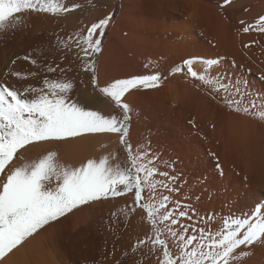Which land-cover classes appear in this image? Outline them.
<instances>
[{
  "label": "snow or ice",
  "instance_id": "snow-or-ice-1",
  "mask_svg": "<svg viewBox=\"0 0 264 264\" xmlns=\"http://www.w3.org/2000/svg\"><path fill=\"white\" fill-rule=\"evenodd\" d=\"M225 3L231 7L234 0ZM78 7H67L60 0H0V33L20 25L17 14L56 15ZM110 19L105 17L87 29L82 37L85 55L100 52ZM240 30L264 33V14ZM88 67L95 71L94 64ZM48 71L55 69L49 67ZM169 72L198 82L230 111L264 122V93L254 92L243 78L237 81L223 71L219 59L192 54ZM2 75L21 76L15 71ZM162 79L163 73L156 71L98 87L94 75L93 87L121 110L122 118L105 116L72 100L68 95L73 89L71 81L45 79L47 91L29 86L23 95L0 84V260L74 210L127 192H134L137 206L146 214L154 234L153 246L163 248L161 264H246L256 249L264 250V205L253 206L244 216L234 214L232 197L223 200L219 208L209 207L217 197L214 191L205 190L206 181L190 184L177 171L178 161L153 150L150 139L135 150L129 143L132 121L139 113L127 96L133 90L158 88ZM103 132L119 134L129 167H113L107 157L72 167L59 163L54 151L33 160H24L20 153L29 145ZM14 159L24 162L15 166Z\"/></svg>",
  "mask_w": 264,
  "mask_h": 264
},
{
  "label": "rangeland",
  "instance_id": "rangeland-1",
  "mask_svg": "<svg viewBox=\"0 0 264 264\" xmlns=\"http://www.w3.org/2000/svg\"><path fill=\"white\" fill-rule=\"evenodd\" d=\"M60 2L67 7L74 4L79 7L66 13L48 14L60 25L58 29L49 22L48 29L52 30L55 37L60 38L58 40H63L62 49L67 50V58L73 61V71L79 75V81L86 84L87 79L89 80L92 90L90 96L96 99L97 104V108L91 107V110L105 116L122 118L121 110L101 94L98 87L106 86L116 79L162 72L163 79L158 88L133 90L132 95L127 96V100H130L128 102L139 113L138 119L133 118L129 143L135 150L137 145L147 143L150 139L153 150H159L164 153V157L178 161L177 171L182 172L190 184L206 181L205 190L214 191L217 197L209 207L219 208L226 192L234 196L236 190L229 186L231 178L229 180L227 173L225 174L229 167L234 165L232 164L234 156L229 150L227 152L224 150V153L223 149H220L223 142L221 141L219 146L220 140L213 136L210 129L212 125H208L211 111L219 116V113H226L229 109L200 87L198 82L187 79L182 74H170L169 69L174 65H169L167 58L158 54L157 48L151 43L147 44L150 35L143 27L144 7L147 5L138 3L135 6H125L120 0H60ZM150 5L152 4H148ZM128 8L132 10L131 13ZM108 16H111V19L104 27L100 52L85 55L83 48L86 45L83 44L82 37L87 34V29L93 23ZM98 34L99 30L94 34V39ZM53 52L55 50L52 51L54 56L56 52ZM53 56L50 67L55 71H48L49 79L61 77L56 68L58 58ZM222 58L219 59L220 62ZM90 64H94V72L89 70ZM146 65L148 67H145ZM221 68L237 81L244 77L236 69H227L224 65ZM245 71L247 70L244 69ZM94 75L98 85L96 88L93 87ZM243 79L255 92L249 81L245 77ZM168 82L171 83L170 86L167 85ZM188 85L189 87H186L188 89H184ZM203 107L209 108V111L201 110ZM96 136H111L114 141L112 140L109 146L104 140L100 141V144L98 143L100 147L95 151ZM79 137L84 139L81 146L95 151V154L91 153L92 159L99 161L100 157H107L108 163L113 167L117 165L129 167L127 152L120 142L118 133H86ZM72 139L74 138H69ZM136 211L141 215H137ZM74 213L78 214L76 220L68 218L55 228L56 240L52 253L54 264L55 261L56 264H153L158 260L159 253L163 252V248L152 244L154 234L151 225L144 211L137 206L134 192L117 197L110 196L107 200L102 199L84 206L82 210H74ZM139 241L144 243L140 244Z\"/></svg>",
  "mask_w": 264,
  "mask_h": 264
},
{
  "label": "bare ground",
  "instance_id": "bare-ground-1",
  "mask_svg": "<svg viewBox=\"0 0 264 264\" xmlns=\"http://www.w3.org/2000/svg\"><path fill=\"white\" fill-rule=\"evenodd\" d=\"M120 1L125 6H135L138 3L147 5L144 7L145 26L143 25V27L150 37H148V43L145 42L156 47L158 54L166 57L169 65L179 64L192 54L220 60L221 56H225L220 62L221 66L240 71L255 92L264 93V80L261 79L264 77V33L240 30L264 14V0H234L231 7L225 3V0ZM148 4L152 5L148 6ZM130 11L132 10H129V13H131ZM17 15L21 18L20 25L14 31L0 33V73L15 71L19 72L21 76L2 75L0 84L7 85L23 95V89L29 86L47 91L44 85L45 79L50 82L71 81L73 89L68 93L70 98L87 109L97 108L96 99L90 96L92 90L89 80L87 79L86 84L79 81V75L73 71V61L67 58V50L62 49L61 41L63 42V40H58L59 37H55L52 30L48 29L49 22L54 27L60 28L55 18L46 13L25 12ZM242 21L243 23H241ZM146 43L144 44L147 45ZM54 50L56 53L53 52L55 53L53 56L52 51ZM51 55L58 58L59 62L56 68L61 77L48 78ZM13 60L16 61L15 64L12 63ZM33 60L36 61L35 64L32 63ZM243 68L247 71L244 72ZM33 73L35 75H32ZM25 76L27 79H24ZM167 85L170 86L171 83L168 82ZM186 87L189 85L184 89H188ZM29 98H31V94ZM201 110L209 111V108L203 107ZM216 115L218 114L211 111L210 118H208L210 122L208 125H212L211 132L217 140H220L219 146H221V141L223 142L220 149L226 150V152L229 150L234 156V162H232L234 165L224 172L227 173L229 180L231 178V183L228 185L236 192L232 193L234 196L226 192L223 200L232 197L234 214L244 216L251 211L253 206L264 205V122L230 110L226 113H219V116ZM211 132L210 134H212ZM103 140L107 146L111 144L112 140L114 141L111 136H96L94 139L95 151L100 147L98 143ZM83 141V138L78 137L52 144L38 143L26 146L20 150V153L24 160H33L48 151H54L59 163L78 167L92 159L91 153L95 154V151L81 146ZM107 146L104 145L105 148ZM111 154L109 153V155ZM23 162V160L14 159L13 164L19 166ZM226 187L225 189H227ZM136 214L141 215L138 211ZM77 217L78 214L73 213L57 223L46 226L24 242L22 246L0 260V264H54L52 253L56 240L55 228L58 227V224L67 221L68 218L74 221ZM172 251L178 252V249L172 248ZM162 259L163 252H160L158 260L153 264H161ZM246 264H264V250L256 249L255 253L247 259Z\"/></svg>",
  "mask_w": 264,
  "mask_h": 264
}]
</instances>
